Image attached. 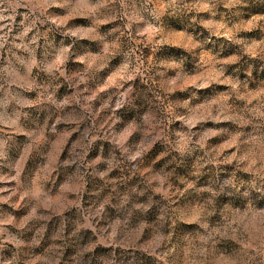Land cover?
<instances>
[{
    "label": "clouds",
    "instance_id": "9594fccd",
    "mask_svg": "<svg viewBox=\"0 0 264 264\" xmlns=\"http://www.w3.org/2000/svg\"><path fill=\"white\" fill-rule=\"evenodd\" d=\"M0 264H264V0H0Z\"/></svg>",
    "mask_w": 264,
    "mask_h": 264
}]
</instances>
